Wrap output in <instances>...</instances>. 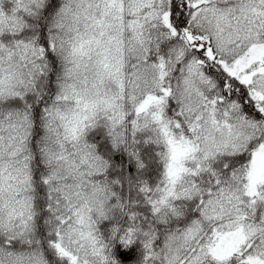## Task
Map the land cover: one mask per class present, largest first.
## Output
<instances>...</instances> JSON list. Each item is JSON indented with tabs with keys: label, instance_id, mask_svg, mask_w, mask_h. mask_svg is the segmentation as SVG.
Instances as JSON below:
<instances>
[{
	"label": "snow or ice",
	"instance_id": "6c2138e0",
	"mask_svg": "<svg viewBox=\"0 0 264 264\" xmlns=\"http://www.w3.org/2000/svg\"><path fill=\"white\" fill-rule=\"evenodd\" d=\"M0 264H264V0H0Z\"/></svg>",
	"mask_w": 264,
	"mask_h": 264
}]
</instances>
